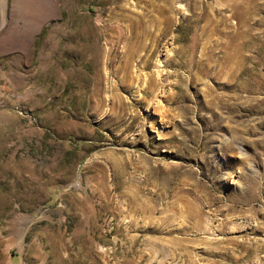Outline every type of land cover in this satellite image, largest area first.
Listing matches in <instances>:
<instances>
[{"label":"rangeland","instance_id":"1","mask_svg":"<svg viewBox=\"0 0 264 264\" xmlns=\"http://www.w3.org/2000/svg\"><path fill=\"white\" fill-rule=\"evenodd\" d=\"M0 264H264V0H0Z\"/></svg>","mask_w":264,"mask_h":264},{"label":"bare ground","instance_id":"2","mask_svg":"<svg viewBox=\"0 0 264 264\" xmlns=\"http://www.w3.org/2000/svg\"><path fill=\"white\" fill-rule=\"evenodd\" d=\"M132 33V32H131Z\"/></svg>","mask_w":264,"mask_h":264}]
</instances>
